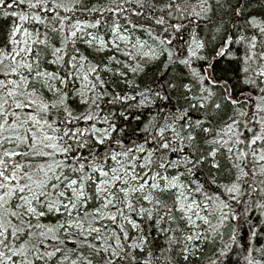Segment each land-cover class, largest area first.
Masks as SVG:
<instances>
[{
  "label": "snow or ice",
  "instance_id": "1",
  "mask_svg": "<svg viewBox=\"0 0 264 264\" xmlns=\"http://www.w3.org/2000/svg\"><path fill=\"white\" fill-rule=\"evenodd\" d=\"M253 119L264 0H0V264H230Z\"/></svg>",
  "mask_w": 264,
  "mask_h": 264
},
{
  "label": "trees",
  "instance_id": "2",
  "mask_svg": "<svg viewBox=\"0 0 264 264\" xmlns=\"http://www.w3.org/2000/svg\"><path fill=\"white\" fill-rule=\"evenodd\" d=\"M261 9L257 8L256 12L259 13ZM225 64V61H221L218 65V69L223 67ZM229 83H232V81H229ZM247 111V109H245ZM244 123H247V127H244ZM241 124L240 132H241V139H245V143L240 145L241 149H244L249 153L248 159L251 160V153L252 152H258L260 148L264 145H262L261 141H256L255 144L252 143V141L255 139V136L260 135V125L256 123V121L249 120L245 121ZM226 162L222 159L221 164L224 165ZM264 194L261 193H250L247 198V203L249 205H252V203L255 201L257 203L264 202L261 200V196ZM235 207V205H233ZM262 212L264 210L259 208H253V210L249 213L252 223L259 224L261 219H264V215H262ZM245 244H254L257 248H259L261 245H264V233L261 235L253 238L251 241L249 240V232L247 225L244 226V228L240 231L239 236L237 238L236 244L233 246L234 251L230 253V258H239V260H242L243 262L241 264H244V255H246V252L243 251V245Z\"/></svg>",
  "mask_w": 264,
  "mask_h": 264
},
{
  "label": "rangeland",
  "instance_id": "3",
  "mask_svg": "<svg viewBox=\"0 0 264 264\" xmlns=\"http://www.w3.org/2000/svg\"><path fill=\"white\" fill-rule=\"evenodd\" d=\"M237 262H238V264H241L243 261L242 260H239V258H234V257H232V259L230 258V264H237Z\"/></svg>",
  "mask_w": 264,
  "mask_h": 264
}]
</instances>
